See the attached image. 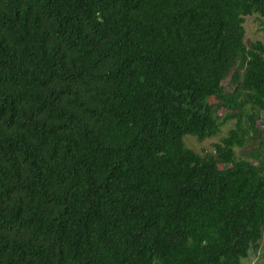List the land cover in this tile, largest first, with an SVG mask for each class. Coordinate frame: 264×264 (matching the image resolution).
Instances as JSON below:
<instances>
[{
	"label": "trees",
	"instance_id": "16d2710c",
	"mask_svg": "<svg viewBox=\"0 0 264 264\" xmlns=\"http://www.w3.org/2000/svg\"><path fill=\"white\" fill-rule=\"evenodd\" d=\"M254 14L0 0V264H264V164L235 157L254 133L264 148ZM228 120L213 154L185 146Z\"/></svg>",
	"mask_w": 264,
	"mask_h": 264
},
{
	"label": "rangeland",
	"instance_id": "374dc122",
	"mask_svg": "<svg viewBox=\"0 0 264 264\" xmlns=\"http://www.w3.org/2000/svg\"><path fill=\"white\" fill-rule=\"evenodd\" d=\"M245 33L244 40H261L264 42V17L259 16L258 14L250 15L245 18ZM229 80L226 79L223 81L224 85L229 87ZM222 116H224L225 112L223 110L220 111ZM221 116V117H222ZM246 123V122H245ZM234 120H228L224 122L217 135L207 138L201 141L196 140V138L191 135H185L183 137V141L186 147L190 148L194 152L200 155H207L214 153V145L220 142V139L224 137L228 130L233 127ZM264 125V115L262 116L261 121L259 122V126ZM253 134V133H252ZM263 135L253 134L252 138H249L246 143L242 147L235 148V157L236 159H244L252 162L254 164H259V162H263L264 164V148L258 152L259 143L262 141ZM258 152V153H257ZM256 155H258L256 157ZM264 247L262 246V249ZM260 257L259 251H251L248 257L244 260V264H259Z\"/></svg>",
	"mask_w": 264,
	"mask_h": 264
}]
</instances>
